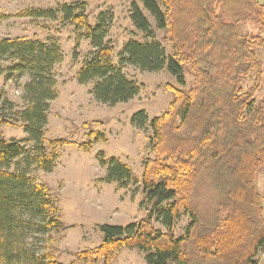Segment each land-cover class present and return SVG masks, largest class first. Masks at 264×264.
Returning a JSON list of instances; mask_svg holds the SVG:
<instances>
[{
  "label": "trees",
  "instance_id": "trees-1",
  "mask_svg": "<svg viewBox=\"0 0 264 264\" xmlns=\"http://www.w3.org/2000/svg\"><path fill=\"white\" fill-rule=\"evenodd\" d=\"M138 1L156 29L168 34L172 54L167 56L158 42L130 40L121 50L120 65L149 73L165 68L181 84L183 66L188 65L194 84L186 94L175 91L168 111L149 122L156 160L145 162L141 180L142 194L151 205L147 216L126 226H100L101 245L78 253L70 264H110L123 249L145 253L146 264H256L264 248L262 206L256 192L257 177L264 169V94L258 96L264 87V69L257 53L264 48V0ZM84 6L27 9L16 17L60 18L82 31L79 39L89 40L93 51L84 58L76 82L92 84L90 94L101 104L126 103L140 88L112 63L113 49L105 42L112 19L103 13L96 25H89ZM130 19L138 32L152 39L150 24L134 3ZM244 25L254 32L244 35ZM77 57L74 52L73 59ZM62 59L54 42L0 41V62L11 63L7 70L0 66V76L10 78L16 73L29 78L23 86L26 108L16 118L0 111V125L20 127L34 144L28 150L23 142L0 135V264H63L48 244L37 254L26 242L32 232L51 241V233L63 230L57 200L26 172H10L14 162L24 159L38 171L50 173L58 147L84 153L92 148L91 141L45 139L49 102L57 97L52 71ZM250 76L253 85L243 92L242 84ZM147 121L143 112L131 118L140 129ZM89 137L95 142L103 139L101 134ZM96 158L107 168L104 183L123 187L134 181L130 169L118 159L106 160L101 152ZM202 177L218 192L208 224L191 205L192 192ZM183 215L190 223L184 235L175 238L173 230ZM152 221L165 227L166 233L156 231Z\"/></svg>",
  "mask_w": 264,
  "mask_h": 264
},
{
  "label": "rangeland",
  "instance_id": "rangeland-1",
  "mask_svg": "<svg viewBox=\"0 0 264 264\" xmlns=\"http://www.w3.org/2000/svg\"><path fill=\"white\" fill-rule=\"evenodd\" d=\"M83 3L89 25H96L98 17L105 14L112 21L105 39L113 49L112 63L121 68L127 79L139 86V94L126 103L114 106L97 102L90 91L92 84L79 85L75 75L93 49L89 40L79 39L82 31H77L70 24L57 21L34 20L16 17L27 9H56L58 6ZM136 4L150 24L152 39H147L138 32L130 19L131 5ZM0 41L5 39L37 40L46 44L54 42L59 45L63 59L53 68L56 80L57 97L49 102L47 123L44 136L47 140H64L71 143H93L91 150L84 153L77 148L64 146L56 149L58 158L50 173L38 171L24 159L13 163L10 172H26L30 178L46 185L50 194L57 200L59 220L63 230L51 233V241L40 233L32 232L26 242L35 253L42 254L48 244L57 261L70 264L76 255L86 249H95L102 243L100 226H126L144 219L151 205L142 194L141 180L145 162L156 160L152 151V137L149 122L166 113L174 102L175 91L186 94L194 84L193 75L188 65L183 66V83L171 76L167 70L156 73L143 72L137 67L120 65L119 55L123 46L130 40L137 42H158L170 56L171 42L168 34L156 29L153 18L145 11L138 0H0ZM244 35L254 32L252 26L241 27ZM76 52L78 57L73 59ZM258 58L264 69V48L258 49ZM0 66L8 69L9 61H1ZM8 74V72H7ZM8 76V75H7ZM250 76L242 84V91L253 85ZM29 82L27 75L13 73L10 78L0 76V111L8 118L26 108L23 100V86ZM264 86V84H263ZM264 94V87L258 96ZM261 95V96H262ZM258 100V99H256ZM260 100V98H259ZM8 104H12L11 109ZM143 112L147 117L146 125L140 129L131 124L134 114ZM101 134L103 139L95 142L89 134ZM0 135L5 139L23 142L31 150L33 142L20 127L0 125ZM104 158L118 159L126 165L133 177V182L125 185L104 183L106 167L99 165L97 154ZM256 192L261 199L264 221V169L257 177ZM192 206L204 224H208L214 215L218 203V192L202 177L191 195ZM156 231L166 233L165 227L153 222ZM190 223L183 215L177 222L173 237L184 235ZM146 254L137 250L123 249L110 264H146ZM256 264H264V248L258 252ZM84 264V263H77ZM98 264H103L101 261Z\"/></svg>",
  "mask_w": 264,
  "mask_h": 264
}]
</instances>
